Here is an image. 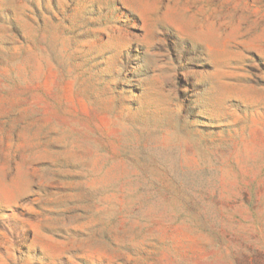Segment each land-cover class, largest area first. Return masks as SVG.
<instances>
[{
	"label": "rangeland",
	"instance_id": "1",
	"mask_svg": "<svg viewBox=\"0 0 264 264\" xmlns=\"http://www.w3.org/2000/svg\"><path fill=\"white\" fill-rule=\"evenodd\" d=\"M0 264H264V0H0Z\"/></svg>",
	"mask_w": 264,
	"mask_h": 264
}]
</instances>
